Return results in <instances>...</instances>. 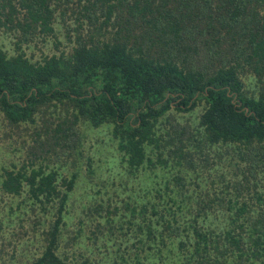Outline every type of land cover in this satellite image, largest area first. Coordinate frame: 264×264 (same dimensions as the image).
I'll list each match as a JSON object with an SVG mask.
<instances>
[{
	"label": "trees",
	"instance_id": "trees-1",
	"mask_svg": "<svg viewBox=\"0 0 264 264\" xmlns=\"http://www.w3.org/2000/svg\"><path fill=\"white\" fill-rule=\"evenodd\" d=\"M0 121V264H264V0H0Z\"/></svg>",
	"mask_w": 264,
	"mask_h": 264
},
{
	"label": "rangeland",
	"instance_id": "rangeland-1",
	"mask_svg": "<svg viewBox=\"0 0 264 264\" xmlns=\"http://www.w3.org/2000/svg\"><path fill=\"white\" fill-rule=\"evenodd\" d=\"M57 29H58L60 39L62 41H64L63 34H62V32H63L62 27L58 26ZM4 43L6 44L7 47H10L8 39H4ZM28 133H30V131H27V130L24 131V129L18 130L16 128V129L8 130L1 125V121H0V174L2 172L1 169L3 166H9V163L12 161L19 163L23 158H25V156H26L25 152L27 149H29L28 146L31 145L32 142H27L24 144L22 142H17L15 140L19 139V138L24 139ZM97 139L98 140H100V139L107 140L106 137H103V138L98 137ZM93 140H94V138L92 139V141ZM99 143H100V146L102 148L101 152L102 153L104 152V154H105L106 151L104 150L103 147H106L107 143L105 141L103 143V142H101V140L99 141ZM17 150H19V151H17ZM94 155L99 156L100 154L95 153Z\"/></svg>",
	"mask_w": 264,
	"mask_h": 264
}]
</instances>
